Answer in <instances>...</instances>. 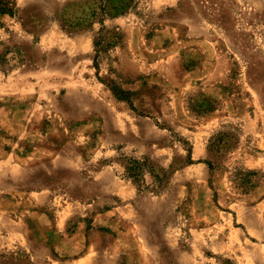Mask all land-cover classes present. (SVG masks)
Here are the masks:
<instances>
[{
    "label": "rangeland",
    "instance_id": "1",
    "mask_svg": "<svg viewBox=\"0 0 264 264\" xmlns=\"http://www.w3.org/2000/svg\"><path fill=\"white\" fill-rule=\"evenodd\" d=\"M21 252L264 264V0H0V264Z\"/></svg>",
    "mask_w": 264,
    "mask_h": 264
},
{
    "label": "trees",
    "instance_id": "2",
    "mask_svg": "<svg viewBox=\"0 0 264 264\" xmlns=\"http://www.w3.org/2000/svg\"><path fill=\"white\" fill-rule=\"evenodd\" d=\"M100 42H96V44L98 45ZM224 139V135H217L216 137H214V138H212L211 139V145L212 146H217L222 140ZM192 160V159H191ZM190 160V161H191ZM137 162V161H136ZM129 169L131 170V171H133V172H138V171H140V170H142L141 168H140V166L139 165H132V166H130L129 167ZM249 175H251V174H255V172H249L248 173ZM12 256H16L15 257V259H17V260H21L20 262V264H33L32 262H31V260H29V258L26 256V254H24V253H17V254H15V253H13L12 254ZM11 262H13V261H11Z\"/></svg>",
    "mask_w": 264,
    "mask_h": 264
}]
</instances>
